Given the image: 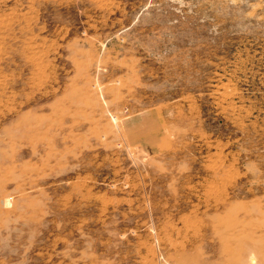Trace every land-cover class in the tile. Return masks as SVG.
Listing matches in <instances>:
<instances>
[{
    "label": "rangeland",
    "instance_id": "374dc122",
    "mask_svg": "<svg viewBox=\"0 0 264 264\" xmlns=\"http://www.w3.org/2000/svg\"><path fill=\"white\" fill-rule=\"evenodd\" d=\"M0 264H264V0H0Z\"/></svg>",
    "mask_w": 264,
    "mask_h": 264
}]
</instances>
